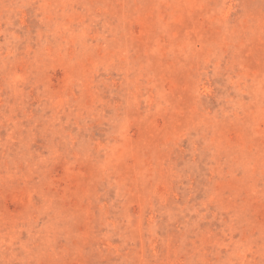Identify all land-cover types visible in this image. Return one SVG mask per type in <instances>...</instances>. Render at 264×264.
<instances>
[{"label": "rangeland", "instance_id": "obj_1", "mask_svg": "<svg viewBox=\"0 0 264 264\" xmlns=\"http://www.w3.org/2000/svg\"><path fill=\"white\" fill-rule=\"evenodd\" d=\"M0 264H264V0H0Z\"/></svg>", "mask_w": 264, "mask_h": 264}]
</instances>
